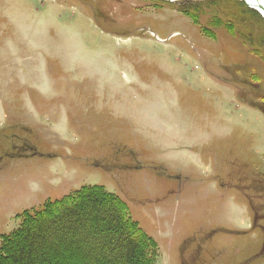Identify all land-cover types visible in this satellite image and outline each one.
Wrapping results in <instances>:
<instances>
[{"label":"rangeland","instance_id":"1","mask_svg":"<svg viewBox=\"0 0 264 264\" xmlns=\"http://www.w3.org/2000/svg\"><path fill=\"white\" fill-rule=\"evenodd\" d=\"M153 1L0 0V238L98 185L155 264H264V44Z\"/></svg>","mask_w":264,"mask_h":264},{"label":"trees","instance_id":"2","mask_svg":"<svg viewBox=\"0 0 264 264\" xmlns=\"http://www.w3.org/2000/svg\"><path fill=\"white\" fill-rule=\"evenodd\" d=\"M153 2L181 11L210 38L224 30L241 37L243 44L245 35L264 44L263 19L240 0ZM259 60L264 61V53ZM235 68L231 66L228 82L260 88L262 78L236 79ZM246 102L264 113L262 103ZM20 218L19 226L0 238V264H155L158 257L157 243L132 219L127 203L102 186H82L39 209L25 210Z\"/></svg>","mask_w":264,"mask_h":264},{"label":"bare ground","instance_id":"3","mask_svg":"<svg viewBox=\"0 0 264 264\" xmlns=\"http://www.w3.org/2000/svg\"><path fill=\"white\" fill-rule=\"evenodd\" d=\"M246 2L264 14V0H246Z\"/></svg>","mask_w":264,"mask_h":264},{"label":"water","instance_id":"4","mask_svg":"<svg viewBox=\"0 0 264 264\" xmlns=\"http://www.w3.org/2000/svg\"><path fill=\"white\" fill-rule=\"evenodd\" d=\"M240 1L245 2V3H246L251 9L256 10V11H257V12H258V13L264 18V14H263L260 10L256 9L254 6L248 4V3L246 2V0H240Z\"/></svg>","mask_w":264,"mask_h":264},{"label":"flooded vegetation","instance_id":"5","mask_svg":"<svg viewBox=\"0 0 264 264\" xmlns=\"http://www.w3.org/2000/svg\"><path fill=\"white\" fill-rule=\"evenodd\" d=\"M104 6H107L106 4H103Z\"/></svg>","mask_w":264,"mask_h":264}]
</instances>
